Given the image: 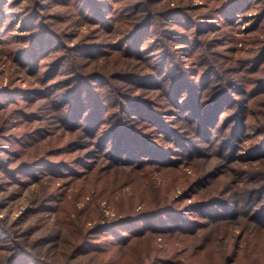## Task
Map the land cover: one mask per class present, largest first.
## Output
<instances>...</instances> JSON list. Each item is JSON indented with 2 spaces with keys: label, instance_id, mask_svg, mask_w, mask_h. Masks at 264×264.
<instances>
[{
  "label": "trees",
  "instance_id": "1",
  "mask_svg": "<svg viewBox=\"0 0 264 264\" xmlns=\"http://www.w3.org/2000/svg\"><path fill=\"white\" fill-rule=\"evenodd\" d=\"M155 1L157 0H46V3L40 5L39 0H32L14 10L23 0H0V41L8 42L6 46L15 50L13 53L16 62L35 77L33 84L26 87L11 85L10 81L1 90L2 95L15 100L16 106L45 100L50 102L47 108L56 109L60 113L53 122L50 120L52 112L42 117V110L18 107L21 118H27L30 124L37 125L33 127V131H24L19 139L13 135L4 139L5 142L12 140L21 146V149L3 147L14 152V156L8 155L7 160L0 157V169L4 171V175H8L7 178L18 177L14 180L24 184L28 183L27 177L36 176L35 179H39L48 175L47 180L52 186L49 193H44L38 202H56V179L69 171L78 178L88 180L91 176L95 178V175L104 172V160L120 167L131 163L132 167H141L147 163H153L157 167L175 165L172 162L175 157L169 156L172 154V145L179 147L176 150L180 155L190 160L200 155L201 151L203 153L201 147L204 144L208 147L215 143L213 146H216V142L221 139L223 142L219 149H224L227 144L232 146V151L229 152L232 156V138L242 135L244 127L246 132L250 130L251 127L244 122L240 112L247 109L246 103L251 102V98L264 91V76L257 77L254 84L249 85L253 82L250 81L251 77L244 74L243 79L227 77L223 75L224 70L217 66L219 63L216 58L199 54L206 43L216 38L210 32H218L223 25L233 28L240 17L246 18L245 11L248 7L255 6V0H206L197 7L189 6L191 0H186L187 3L180 2L184 0H165L161 7ZM198 9L202 10L201 13ZM193 10L195 11L192 12ZM254 15L251 20L255 21L258 16L257 21L262 22L264 19L260 18L264 17V9L260 14ZM77 21L86 25L82 27L85 33L78 35L79 31L75 30L67 35L68 31L61 25L67 23L64 26L69 27ZM157 27L162 35L159 38H169L170 42L166 43L171 47L161 44L164 41L158 38L155 43L161 45L147 51L151 44L143 39L155 36ZM257 29L258 26H253L251 30L257 32ZM260 34L263 36L257 39L262 42L264 27L258 33ZM70 36L78 39L71 40L70 43ZM218 40L221 41L217 42H222V38ZM175 44H181L179 47L184 49L182 53L186 55L181 56L175 49L177 47H173ZM159 49L161 51L152 60L151 54ZM191 56L194 58L190 59ZM252 58L254 60L249 62L250 65L262 63L264 48ZM230 59L239 62L237 57ZM112 60L114 65L119 64L115 66L119 72L105 69ZM187 62L193 64L188 65ZM204 62L207 67L203 66ZM196 63L203 69H197ZM83 64H86L85 67ZM99 66L103 68H97ZM133 66L136 68L133 69ZM194 74L199 76L196 82L192 81ZM243 83L253 87L247 89ZM53 87L57 89L52 91ZM134 87L148 90L159 88L157 91L161 94L157 102L161 107L170 103L178 107L177 116L164 118V111L156 108L149 97L134 93ZM233 95L240 98L237 101V116L231 123V129V125L229 126L230 133L221 136V130L216 132L219 120L216 114L219 110L226 111L234 100ZM2 107L3 103L0 104V109ZM8 111L3 114L16 112L14 108ZM9 116L3 117L0 132L11 131ZM195 117L197 122L192 121L191 127L185 129L187 131L180 130V125L175 124L177 120L186 123L187 119ZM143 121L146 127L153 124L159 126H151L153 131L154 128H161L164 135L157 133L156 136L163 139L162 143L149 138V134L137 126L136 122ZM224 125L226 127L228 123ZM50 126H54L53 129ZM58 130L61 131L59 134L76 133V137L67 142L69 150L79 152L76 157L54 160L49 154L35 156V153L42 151L40 145L51 141L47 138ZM210 139L212 140L208 141ZM59 149L60 147L57 150ZM246 150L249 151V157L264 156V140ZM220 153L223 154L222 151ZM263 170L257 175L260 178L259 184L261 178H264ZM39 172L43 174L39 175ZM214 172H208L207 175H214ZM20 175L27 177L20 178ZM72 178L74 177H70L69 181L74 180ZM236 196L230 200L227 197L209 196L201 202L182 206L179 202L177 205L166 204V198L150 204L142 198L133 200L134 205L131 204L126 213L117 212L111 219L106 220L105 217L84 231L76 230L78 239L71 250L65 253V258L54 255L50 259H44L43 254L33 246L30 248L27 241L24 244L16 241L21 250L11 253L8 261H3V264H120L119 255L127 252L141 239L157 240L164 234L184 238L194 236L209 224L219 221L232 223V228L241 221L235 220L236 217L246 215L251 209H254L253 215L258 216L252 217L264 226V183L249 191L248 188L238 186ZM137 204L139 208L136 209ZM2 224L1 227L5 228L6 223ZM67 227L62 222L48 224L41 236L44 243L66 235L69 231ZM121 228L123 232L120 231ZM106 230H110L109 237H106L108 243H102L97 237L93 238ZM229 241L227 239L218 246L216 253L219 259L212 264L243 262V259L237 258L240 252L236 242L231 247L232 251L225 254L229 250ZM212 244L217 249L216 244ZM153 245L138 257L137 264H179L176 260L180 258V250L170 251L168 247L156 246L155 243Z\"/></svg>",
  "mask_w": 264,
  "mask_h": 264
},
{
  "label": "rangeland",
  "instance_id": "2",
  "mask_svg": "<svg viewBox=\"0 0 264 264\" xmlns=\"http://www.w3.org/2000/svg\"><path fill=\"white\" fill-rule=\"evenodd\" d=\"M39 1L41 2L40 5L46 3V0ZM204 1L206 0H191L188 4L190 7H197ZM261 1L262 2H258V0H255V6H250L245 11V13H247L246 18L240 17V20L236 21L233 28H229L228 25H223L220 26L218 32H215V30L210 32V34L212 33L216 38L206 43V45L201 48L202 51H200L199 54L200 56L211 55L216 58L219 63L217 66L224 70L223 75L227 77L232 78V76H235L236 78L243 79V74L246 77H251L252 79L250 81L253 82H250L249 85L252 83L254 84L257 77L264 76V58L262 59V63H258L255 66L249 63L251 60H254V58H252L254 54L257 52L259 53L264 48V40L259 42L257 39V37L263 36V34L258 35V33H260L261 28L264 27V20H262L264 17L262 16L260 18L262 22L257 21L258 16L255 21L251 20V17L255 16L254 14L258 15L263 11L264 0ZM31 2L32 0H23V2L15 6L16 8H14V10ZM180 2L187 3L186 0ZM155 3L157 6L161 7L165 3V0H157ZM198 10H200L199 13H201L202 10ZM194 11L195 10L192 12ZM199 15L200 17H204L201 16L202 14ZM66 24L67 23H63V25L59 24V26L61 25L65 31H68L67 35H69L70 32L74 33L73 31L75 30L79 31L78 35H83V33H85L82 31V27H86V25L78 23V21L69 27L64 26ZM253 26H258L257 32L251 30ZM156 30L157 33L154 34L155 36H152L150 39L146 36L143 39L146 43L150 41L151 45L147 47V51H151L154 47H158L161 44H166L171 47L170 44L166 43L170 42V39L167 38L165 40L166 36L160 39L159 35L162 36L161 32L158 27ZM6 31L11 32V30ZM158 38L164 42L161 44L155 43V40L157 41ZM219 38H222V42H217L221 41L218 40ZM77 39L78 37L72 38V36H70L69 42L72 43L71 40L76 41ZM217 43L222 44L218 45ZM7 44V41H0V104L3 103L4 105V107L0 109V126L3 117L5 116L7 118L10 114L8 122L12 125L11 131L0 132V157L5 160L8 159V155L13 157L14 152L12 153L10 150H5L3 147L21 149V146L12 140L5 142L4 139H8L12 135L19 139L24 131H33V127L37 125L34 123L30 124L27 118H21L18 114V107L42 110V117L52 112L50 120L53 122L55 117L60 114L56 109L47 108L50 102L45 100L30 101L28 104L16 106L15 100H11L8 96L2 95L1 90L4 89L5 85H8L10 81H12L11 85H19L21 87L31 86L33 84L32 81H35V77L16 62L15 53H13L15 50L6 46ZM184 44L188 45L186 43ZM179 45L181 44H175L173 47H177L175 49L181 56L186 55L182 53L184 49L180 48ZM185 49L190 51V53L192 52L189 48ZM159 51H161V49L153 51L151 54L152 60H155L153 57H157ZM196 57H198L197 54ZM231 57L239 58V62L237 60L235 62L231 61ZM193 58L194 56L190 57V59ZM124 61L125 60H123V62ZM86 64H83V66L85 67ZM187 64L192 65L193 63L187 62ZM196 64L197 69H203L201 65H198V63ZM117 65L119 64L114 65L112 60L111 64L105 67V69L119 72V70H117L118 68H115ZM205 65L206 67L208 66L204 62L203 66ZM90 66L89 64V67ZM97 68L103 67L99 66ZM134 68L136 67L133 66V69ZM137 69H139V65ZM141 69H145V67ZM194 76L192 81L196 82L199 76L196 74H194ZM222 80H224V78H222ZM243 85L247 87V89L253 87L249 85L246 86V83H243ZM55 89L57 88L53 87L52 91H55ZM157 89L159 88L148 90L147 88L142 89L134 87L133 90L134 93L149 97L153 101L152 104H156V108L164 111V118L177 116L178 107H174L171 103L167 104L165 107H161V104L157 102L161 94H159ZM236 97L239 96H234V100L231 102V105L226 108V111L221 112L222 110H219L216 114V117L219 119L216 132L218 133L221 130V136L230 133L232 127L231 123L237 116V101L240 98ZM246 104L247 109L242 110L240 115L242 116L243 114L244 122L251 128L246 132L244 127L242 135L232 138V144H234V154L232 156L229 155V152L232 151V146L227 144L224 149H222L223 147L219 149L220 143L223 142L221 139L216 142L218 143L216 146H213L215 143L208 147L204 144L206 146L203 145L201 147V149L203 148L204 154L201 151L200 155L190 160L183 158L176 150V148L179 149V147L176 146L175 148V146L172 145V154H169V156L175 157L172 158V162H175V165H166L163 167L160 165L161 167H157L153 163H147L141 167H132L131 163L124 165L125 167H120L119 165H110L104 160V172L95 175V178L91 176L88 180L84 178L81 179L71 174L70 171L60 176V178H57L54 185V191L57 192L55 193L57 201L51 202L50 204L43 201L41 203L38 202L44 193H49L52 186L47 180L48 175L42 176L39 179H35L37 178L36 176H30L29 178L26 176L28 183L23 184L14 180L18 179V177L14 178L13 176H9V178H7L8 175H4V171L0 169L1 264H3V261H8L7 259L11 253L13 254L14 252L20 251L21 249L17 246V242L19 244H24V241L29 243L30 248L33 246V248L39 250L40 253L43 254L42 257H44V259L46 257L50 259L54 255L65 258V253L71 250L76 239H78V231H84L87 227L105 217L106 220H109L117 212L120 214L126 213L131 204L137 199H145L147 200L145 202L150 204L155 200H164L166 198V204L177 205L179 202L181 206L201 202L209 198V196L220 198L227 197L230 200L237 197L236 193L238 186L248 188L249 191V189L264 183V178H261L262 181L259 184L260 178L258 179L257 176L258 173L264 169V156L254 155L249 157V151L246 150L247 148H251V146L259 145L264 140V91H261L257 97L251 98V102H247ZM11 108H14L16 112L14 114H7L9 112L8 110ZM6 111L8 112L4 115L3 112ZM134 120L136 121L137 118H134ZM196 120V117L194 119H187V124L180 123L183 122L182 120H177L175 124L180 125V130L187 131L185 129L191 127V122H195ZM226 123H228V126L225 127L224 124ZM235 123L236 122H234V124ZM136 124L142 131L149 134V138L156 140L157 143L163 142L160 136H156L157 133H162L164 135L161 128H154V131L151 129V126L154 127L155 125V127H159L158 125L153 124L146 127L144 121L142 123L136 122ZM53 127L54 126H50V129H53ZM59 132L61 131L58 130L55 134L47 138L51 141L45 144L42 143V145H40L42 151L35 153V156H45L49 154L54 160L75 158L79 152L69 150L67 142L70 138L76 137V133L68 132V134H59ZM260 132L263 133L260 134ZM169 140L172 142L171 139ZM211 140L212 139L208 141ZM63 146H65V148H61ZM59 147L60 149L57 150ZM221 151L223 154L220 153ZM211 171H215V174L207 175V173ZM41 174L43 173L39 172V175ZM205 174L207 176H205ZM23 177L26 179L24 175H20V178ZM70 177H74L72 178L74 180L69 181ZM260 201L261 199L258 200V202ZM135 207L136 209L139 208V204ZM195 208L196 206L193 207V209ZM253 212L254 209H251L248 210L246 215H238L235 220L241 221L232 228V223L227 224L225 221H219L209 224L207 228L205 227L198 231L194 236L189 235L184 238L175 234L173 236L164 234L157 240L141 239L127 252H123L119 255L118 261L120 264H137L138 257L142 253H145V250H147L151 244L153 245L155 243L156 246L170 248V251L174 249L180 250V258L176 260L179 261V264H212L214 260L219 259L218 253H216L218 246L224 244L225 240L229 239V250L225 254H229L232 251L233 248L231 247L236 242L238 245L237 249L240 252L237 258L243 259V262L240 261L239 264H264V226L256 222L252 217L254 216ZM254 217L257 218L258 216ZM3 222L6 223L5 228L4 226L1 227ZM53 222H62L68 226L67 230L69 231L66 232V235H62V237L57 239L52 238L49 240L50 242L44 243L43 237L41 236L45 232L47 225ZM109 231L110 230H106V232H102L99 236H94L93 238L97 237L102 243H108L106 237H109ZM120 231L123 232L124 230L121 228ZM79 236H81V233H79ZM112 237L115 239L114 236ZM212 243L216 244L215 246L217 249ZM152 249H154V247Z\"/></svg>",
  "mask_w": 264,
  "mask_h": 264
}]
</instances>
